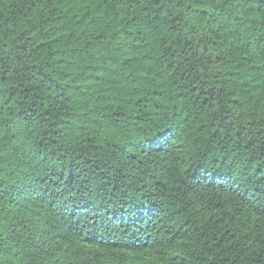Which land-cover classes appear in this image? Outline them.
<instances>
[{
    "label": "trees",
    "instance_id": "1",
    "mask_svg": "<svg viewBox=\"0 0 264 264\" xmlns=\"http://www.w3.org/2000/svg\"><path fill=\"white\" fill-rule=\"evenodd\" d=\"M0 264H264V0H0Z\"/></svg>",
    "mask_w": 264,
    "mask_h": 264
}]
</instances>
